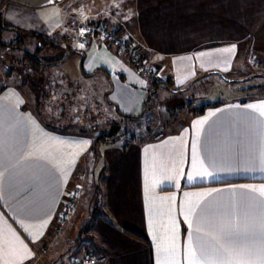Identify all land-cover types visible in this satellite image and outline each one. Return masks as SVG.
Segmentation results:
<instances>
[{"label": "crops", "instance_id": "obj_1", "mask_svg": "<svg viewBox=\"0 0 264 264\" xmlns=\"http://www.w3.org/2000/svg\"><path fill=\"white\" fill-rule=\"evenodd\" d=\"M95 1L0 0V24L56 39L66 35L70 26L78 28L76 36L98 21L119 29L141 47L160 76H142L124 55L97 36L80 49L78 79L88 82L102 75L106 82V78L105 100L115 104L120 116L140 118L149 95L158 91L166 99L183 100L180 85L188 86L222 65L230 67L232 75L242 73L238 66L245 64L249 49L264 54V16L261 20L255 14L247 17L254 11L264 14V0H120L118 8L111 7L113 0H103L107 10L93 11ZM155 6L166 9L165 48L150 44L142 32L145 18L150 23L155 20ZM239 10L248 13L241 16ZM122 11H128V17ZM212 21L217 28L213 26L208 34L218 38L208 40L195 22ZM232 45L236 46L233 51H222ZM195 69L201 73L194 77ZM181 74L185 76L176 77ZM153 79L162 84H153ZM26 97L13 87L0 90V264H37L36 260L44 264L45 257L49 263L69 264L86 256L91 259L88 264H168L171 260L187 264L188 237L191 232L195 241L197 217L188 215L186 220L185 214L204 206L212 210L209 219L216 227L238 219L242 231L258 230L264 215V195L259 191L264 187V116L260 114L264 94L247 99H198L195 104L188 99L179 105L180 110L185 108L181 119L174 116L166 132L139 140L122 137L101 149L107 164L102 199L93 215L90 194L85 203L78 199L85 191L87 173L92 172L88 153L94 145L93 134L82 129L68 132L66 123L53 126L40 107L34 110L41 118L35 117L23 104ZM78 181L79 193L74 186ZM73 189L78 197L72 212L76 215L81 210L73 231L68 234L72 224L66 220L55 231L57 217ZM83 224L89 228L83 234L88 238L85 242L77 233ZM202 227L204 232L212 230L208 224ZM68 235L74 237L69 248L75 252L69 261L61 256ZM173 245L174 256L169 252Z\"/></svg>", "mask_w": 264, "mask_h": 264}, {"label": "rangeland", "instance_id": "obj_2", "mask_svg": "<svg viewBox=\"0 0 264 264\" xmlns=\"http://www.w3.org/2000/svg\"><path fill=\"white\" fill-rule=\"evenodd\" d=\"M80 1L82 3H86L89 0ZM119 1L120 0H113L111 7L118 8ZM260 1L261 0H259V2ZM72 3L68 5H71ZM78 4L79 3H74V6ZM102 4L103 0H96L94 6L92 7L93 11L101 9L103 10L104 5ZM86 9H84V11L81 13H86ZM104 9L107 10L106 7ZM77 11L80 13L78 8ZM124 11L121 12L123 17H128L129 12L126 11L125 13ZM165 13L166 9H164V7L155 6V20L150 23L149 19L145 18L144 23L146 24V27L142 31L147 40H149L150 44L155 46L157 45L158 47L162 48L166 47ZM238 13L241 16H245V14L248 12L245 10H239ZM249 14H255L259 20L263 19L264 16L263 12L259 11H254L253 13L249 12L247 17ZM195 24H197V27H203L205 31V36H203V38L208 40L212 39L213 37H216V39L218 38V36L211 37L208 34V30L212 28L214 29L213 26L215 25L213 21L208 23L195 22ZM8 28L11 27L0 25V39L6 43L5 46L0 47V90L5 89L6 87H13L15 90L20 92L23 97L24 95L27 96L26 98L28 99H25L23 103L25 107L31 109L33 113H35V117L40 115L38 113L39 111L36 112L34 109L40 107V111L43 112L42 116L47 120L51 119L50 123L53 126H57L59 124L63 126L66 123L68 124L69 128L64 129H66L68 132H74L75 130L82 129L92 133L94 136L93 148L88 153V155L92 157V162L91 160L88 161V167L89 169H92V172L91 175L89 172L87 173L85 191L81 193L79 196L80 198H78L80 201L85 203L88 200L86 197L87 193L90 194V204L92 205L91 209L93 208V212L91 213L92 215L94 214V211H96L97 206L100 205V200L102 199L101 184L103 183L102 180L104 178L102 175L103 173L105 174V165L107 164V159L105 158L106 154H102L103 152H101V149L103 151L105 148H107V146L116 144V142L120 141V138L122 137L139 140L143 137L153 136L157 132H166L167 127L172 121L175 120L173 118L177 116V121L181 119L179 116L182 114L185 108L180 110L181 108L179 105L184 104L188 99L192 101V104H195L199 101L204 102L218 98L221 100H230L232 98L247 99L253 96L264 94V68L260 64V62H264V54H259V51H257L255 48H252L244 54V60H246L247 63L246 61L245 64L241 62L240 64H242V66H238L242 73L232 75V73L235 72L231 73L230 67L226 68L224 65H222V67H217L215 71L212 70L209 75H206V77L203 75L188 86H186L187 83L180 85V93L184 97L183 100L179 98L176 100L166 99L159 91L152 93L149 95L145 113L140 116V118L131 119L128 116H120L119 114L117 115L115 104L105 100L104 92L109 87V82L106 78H104L106 82H103L102 75H100L102 78L100 76H96L95 78L91 79V81L88 80V82L87 80L81 81L78 79L81 77L79 61L81 59V53L83 52L80 50L83 46L77 44L73 40V35L76 34L75 32L78 30V28L73 26L67 28L65 31L66 35L63 36L66 43L64 44L63 41V43H61L62 45L58 44L57 46L55 43V36H53L54 38H51L54 40L55 46H49L45 40H37L38 42H41L40 46H42L37 52L38 57L41 59L54 60L56 58L62 57L68 48L72 50L62 63L41 68H39V65L35 66V64L30 63L27 59L20 60L22 50H34V45L38 43L36 42V39L32 36L26 35L24 37L22 36L23 38H20L22 40L18 38L13 40L14 37H17V33ZM222 30L226 33L228 31L227 29L223 28ZM224 37L225 36H222V38ZM13 44L20 45L21 48H14L12 46ZM248 47L249 46H247V48ZM138 48L142 53L143 51L141 47ZM261 49L262 47L260 46V50ZM34 70H37V73L31 72ZM199 70L200 69L193 70L196 72L194 77L201 73L198 72ZM221 72L223 75L221 74V76H219L218 74ZM23 74V77L20 76ZM183 76L185 75L181 74L176 77ZM212 79H216V81H212ZM40 83L46 88L48 86L50 90L46 91L44 87L38 85ZM171 84L175 87L179 86L177 85L176 81H172ZM42 90L47 92L45 98L41 96ZM40 96L41 100H39ZM77 108L83 111H77ZM59 118H61V120ZM76 119H78L79 123L75 121ZM86 123L88 126L85 125ZM46 124L49 125V122L46 121ZM105 134H109L106 139L102 138V136ZM97 136H100V139L102 140H106L105 142H110V144L107 145V143H104V141L101 142ZM80 165H84V162ZM79 185V181L74 184V186H76L78 189V193L80 192ZM77 197L78 196H76V198L73 200L69 216L65 219L66 222L72 224L71 228L68 229V234L73 231L72 227L81 211L77 209L76 215H74L72 212L73 208L76 206L75 203ZM78 205L80 206L82 204L77 202V206ZM63 225H61V227ZM88 231V224H83L81 228L77 230V233H81L80 240L82 242L88 240L87 237L83 236V234L87 233ZM53 232L55 231L53 230ZM62 232L63 229L61 230L60 234ZM75 240L77 239L75 238ZM73 243L74 237L68 235L64 244L62 245L64 251L61 253V256H63L65 260H68L70 256H74L75 254V252L69 248V246H72ZM82 259L83 258L77 260ZM36 261L37 264H41V261ZM48 263V257L47 260L45 257L44 264ZM49 264L53 263L50 262Z\"/></svg>", "mask_w": 264, "mask_h": 264}, {"label": "snow or ice", "instance_id": "obj_3", "mask_svg": "<svg viewBox=\"0 0 264 264\" xmlns=\"http://www.w3.org/2000/svg\"><path fill=\"white\" fill-rule=\"evenodd\" d=\"M235 47L232 45L231 48L222 51L230 52ZM248 107L255 106L248 105ZM260 107L262 109L260 114L264 116V103ZM259 191L264 195V187ZM188 215H196L197 226L195 241L192 233H189L185 254L187 264H264V215L259 219L258 230L256 227H251L244 231L241 230L238 219L225 221L219 227L214 226L209 219L212 210L208 206L200 207L199 212L196 208L189 209L185 214L186 220ZM188 223L191 228L192 222L188 221ZM204 224H208L212 230L204 232L202 227ZM201 232H204L203 236L200 235ZM169 252L175 255L174 245ZM168 264H179V262L171 260Z\"/></svg>", "mask_w": 264, "mask_h": 264}, {"label": "built area", "instance_id": "obj_4", "mask_svg": "<svg viewBox=\"0 0 264 264\" xmlns=\"http://www.w3.org/2000/svg\"><path fill=\"white\" fill-rule=\"evenodd\" d=\"M98 36L107 45H110L116 50L120 55H124L132 65V67L142 76L149 78H157L160 76V71L147 61V59L139 51L138 47L133 41L127 37L112 31L107 26L103 24H98L96 26L87 28L84 31H80L75 37L74 41L84 46H88L93 39ZM261 66L264 68V62H260ZM77 195V190L73 189L68 196V199L64 203L56 221L54 227L55 231H58L59 226L65 221L69 216L70 210L72 208L71 204ZM91 259L89 256L83 258L81 261L73 259L69 264H79V263H90Z\"/></svg>", "mask_w": 264, "mask_h": 264}, {"label": "trees", "instance_id": "obj_5", "mask_svg": "<svg viewBox=\"0 0 264 264\" xmlns=\"http://www.w3.org/2000/svg\"><path fill=\"white\" fill-rule=\"evenodd\" d=\"M100 23H102L101 21H98V22H96V23H92V24H95V25H93V26H96V25H98V24H100ZM1 25V24H0ZM8 29H12V30H15V32L17 33V37H14L13 38V40H16V38H18V39H20V38H23L24 36H26L27 34L29 35V36H32V37H34L35 39H36V42H38L37 40H45V42L46 43H48V45L49 46H55L54 45V40L53 39H51L52 37H48L47 35H42V34H37V33H32V32H30V33H26V32H21V31H19V30H17V29H15V28H8ZM109 29H111L112 31H115L116 33H119L120 31H119V29H117V28H109ZM120 34V33H119ZM1 35V34H0ZM122 35V34H121ZM23 36V37H22ZM54 38V37H53ZM64 39L65 38H63V37H59V38H57L56 39V41H55V43L57 44V46H58V44H61V43H63V41H64ZM20 40H22V39H20ZM131 40V39H130ZM8 43V42H7ZM9 44V43H8ZM40 44H41V42H38L37 44H35L34 45V50L33 51H27V50H22V53H21V59L20 60H22V59H24V60H28L30 63H32V64H35V66H38L39 65V68H41V67H46V66H51V65H54V64H57V63H59L61 60H63L64 59V57H67V54H69L72 50L71 49H67L66 50V53H64L63 55H62V57H60V58H56V59H54V60H45V59H41V58H39L38 57V55H37V52L41 49V47L42 46H40ZM6 45V43L4 42V41H2L1 39H0V47L1 46H5ZM14 48H17V49H20L21 48V46L20 45H16V44H13L12 45ZM110 48H112L110 45H108ZM114 51H116L114 48H112ZM38 70V69H37ZM37 70H34V71H31V72H34V73H37L36 71ZM18 74V73H17ZM20 76H24V74L23 75H20ZM24 79H25V77H24ZM26 80V79H25ZM28 81V80H27ZM24 83V82H23ZM27 83V82H26ZM39 83V82H38ZM153 84H155V85H160V84H162V80H159V79H153ZM17 85H19V84H17ZM33 85V84H32ZM39 86H41V87H44V89L46 90V91H49L50 89H49V87L47 86V88L43 85L42 86V84L40 83V84H38ZM41 91V96L42 97H46V95H47V92L46 91ZM41 96H40V99L39 100H41ZM218 101H216V102H214L213 104H216ZM200 108H202V107H200ZM109 136V134H105L104 136H102V138H104V139H106V137H108ZM97 138L98 139H100V136H97ZM96 138V139H97ZM126 231L128 232V233H130V234H133V235H135V236H140L139 234H137V233H135V232H133V231H131V230H127L126 229Z\"/></svg>", "mask_w": 264, "mask_h": 264}]
</instances>
